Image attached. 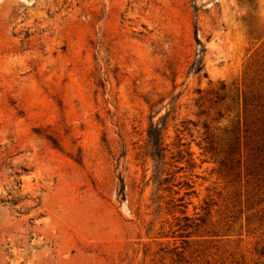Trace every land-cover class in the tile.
I'll use <instances>...</instances> for the list:
<instances>
[{
  "label": "rangeland",
  "instance_id": "obj_1",
  "mask_svg": "<svg viewBox=\"0 0 264 264\" xmlns=\"http://www.w3.org/2000/svg\"><path fill=\"white\" fill-rule=\"evenodd\" d=\"M258 95L264 0H0V264H264ZM236 126L238 178L204 152Z\"/></svg>",
  "mask_w": 264,
  "mask_h": 264
},
{
  "label": "trees",
  "instance_id": "obj_2",
  "mask_svg": "<svg viewBox=\"0 0 264 264\" xmlns=\"http://www.w3.org/2000/svg\"><path fill=\"white\" fill-rule=\"evenodd\" d=\"M198 29H196V41H197V50L195 54V58L193 63L190 66V72L195 75H201L203 74L205 70L204 66V54L206 52L205 46L201 43V41L198 38ZM251 35L254 36L255 32H251ZM204 76L207 77V74L204 73ZM222 92L225 91V87L223 86L221 89ZM226 100V96L219 95L218 96V102H223ZM262 100V96L258 95L255 98V101L257 104L251 103V100L244 99V105L245 108L252 107L254 108L253 113L257 115L255 121L252 122V125L254 126V131H250V129L245 130V142L244 147L248 151V160L247 163V171L248 175L252 177V180L254 182H258L263 184L264 187V103H260ZM220 118L222 117L221 113L218 114ZM163 121V119H162ZM247 128V127H246ZM206 132L209 131V126H205ZM213 135L208 137L209 143L205 148L204 152L206 154H215L216 156L223 155L224 159L222 161V164L229 170V173L231 175H235L236 178L241 176V173L236 171L241 167L242 165V159L240 158V153L242 149V142L240 139V128L239 126L234 127L231 130H225V138L222 140H219L218 142H215ZM48 141L52 143V145L55 148H60L58 141L52 137H47ZM148 139L149 143L148 146L150 148V155L153 158L154 161L160 162V165L163 163V160L165 159V153L168 150V145L165 144V136H164V128L163 125H155L152 124L150 126V129L148 131ZM221 141V142H220ZM219 145L218 147L215 145ZM181 147H184L185 144H180ZM179 146V147H180ZM186 153L188 156H193V154L189 150H181L179 151V155ZM183 159V158H182ZM162 174V173H161ZM163 175V174H162ZM167 176L163 179V181L160 180V185L167 184L170 182L171 179H173L172 174L168 173ZM188 189H192L193 186H191L189 183H186ZM209 208V205L207 209ZM209 214V212H208ZM180 259L182 258L179 255ZM179 259V262L181 260Z\"/></svg>",
  "mask_w": 264,
  "mask_h": 264
}]
</instances>
